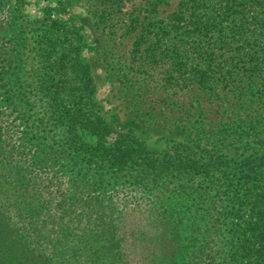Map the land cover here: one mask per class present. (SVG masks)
I'll return each instance as SVG.
<instances>
[{
  "label": "rangeland",
  "instance_id": "1",
  "mask_svg": "<svg viewBox=\"0 0 264 264\" xmlns=\"http://www.w3.org/2000/svg\"><path fill=\"white\" fill-rule=\"evenodd\" d=\"M4 1L15 34L6 31L7 39L2 42L8 57L17 54L28 74L40 69L35 43L40 33L34 30L41 25L36 22L62 20L84 37L83 55L92 79V100L96 112L111 129L131 135L160 156L172 146L182 145L203 161L219 157L236 164L245 158H264L263 8L228 19L221 18V12L212 7L197 9L213 26V39L218 34L221 40L210 60L190 51L187 69H183L171 65L170 47L176 40L167 39L159 45L151 34L162 25L161 20L168 22L166 17L179 11L180 0H162L157 7L155 0H114L113 4L108 0ZM139 33L146 38L139 39ZM18 36L22 41L17 42ZM154 47L169 50H158L156 54L160 55L154 57ZM252 61L260 65L252 69ZM29 81L24 79L25 83ZM4 91L1 87L0 111L12 131L16 129L18 133L25 127L22 119L37 123L43 117L32 95L26 104L15 107L4 101ZM27 107L32 110L22 118ZM23 144L14 158L28 159L24 171L17 169L21 163H12L10 168L0 164V264H6L5 250L10 242L25 252L27 264H116L121 260L123 264H171L164 226L156 232L144 226V217L137 215L119 224L117 214L109 215V210L101 206L106 194H90L82 189L83 183L95 178L97 172L105 175L84 155L75 166L49 162L50 172L37 184L27 185L22 180L25 172L36 174L33 167L41 166V145L48 151H62V146L68 149L69 145L53 133L52 126H46L37 137L24 139ZM164 177L161 182L176 181ZM180 180L186 183L189 178ZM200 180L205 179L198 174L193 182L201 183ZM122 186L131 193L129 184ZM144 192L136 189L130 194L137 198L136 204L146 201L148 194L144 196ZM184 198L186 195L180 193L176 199L183 202ZM95 201H100L97 209L84 210L87 203ZM209 207L200 205L197 214L207 217ZM184 208L179 216L180 230L187 228L192 214L184 212ZM198 219L203 225L204 220ZM110 224L115 226L110 229ZM157 233L159 241L155 242ZM184 237L189 235L184 232ZM190 243L187 239L185 247ZM176 262L185 264L186 260ZM219 263L224 262L218 258L216 264Z\"/></svg>",
  "mask_w": 264,
  "mask_h": 264
},
{
  "label": "trees",
  "instance_id": "2",
  "mask_svg": "<svg viewBox=\"0 0 264 264\" xmlns=\"http://www.w3.org/2000/svg\"><path fill=\"white\" fill-rule=\"evenodd\" d=\"M155 2L157 7L162 0ZM5 4L0 0V88H5L4 101L21 107L30 94L39 104L35 106L43 110V117L37 123L22 119L25 127L17 133L0 111L1 166L10 168L12 163H21L17 169L24 171L28 159L16 160L15 152L23 147L24 139L43 134L44 128L50 125L59 141L69 147L48 151L41 145L40 151L38 149L41 166L33 167L36 174L29 171L23 175L22 180L27 185L37 184L44 179L43 175H48L49 162H68L75 166L84 155L94 166L104 170L105 175L97 172L95 178L83 183L82 189L90 194H106L101 206L109 210V215L117 214L119 224L126 217L137 215L144 217V226L149 225L156 232L164 226V241L172 252L171 264H177V259L186 260L185 264H216L218 258L223 264H264V158H245L236 164L219 157L203 161L182 145L172 146L160 156L131 135L111 129L96 112L92 100V79L83 55L84 37L62 20L36 22L35 25H41L38 30L33 28L40 33L35 37L40 69H32L28 74L17 54L8 57V49L2 42L7 39L6 31L12 36L15 34L13 19L7 18ZM256 7L264 9V0H180L179 11L166 17L168 22L161 20L162 25L155 27L151 34L159 45L167 39H175L176 43L170 47L171 65L187 69L186 58L190 51L210 60L221 40L218 34L213 39L216 33L213 26L209 20L204 21L205 17L199 15L197 9L211 8L220 11L221 18L228 19L238 14L244 16ZM143 38L146 35L139 33V39ZM20 41L22 38L18 36L17 42ZM158 50L162 53L169 49L154 47V57L160 55L156 54ZM259 65L260 62L252 61L249 67L254 69ZM25 78L30 81L25 83ZM25 110L22 118L32 107ZM198 174L205 180L194 183ZM164 176L176 181L161 182ZM180 178H189V183ZM172 183L176 184L171 187ZM125 184H129L131 193L136 189L145 191L146 201L136 204L137 198L130 195L127 186H122ZM180 193L186 195L183 202L176 199ZM99 202L87 203L84 210L97 209ZM202 204L210 206L207 217L197 214ZM44 205L47 207L46 203ZM183 207H186L184 212L192 214L187 228L180 230L179 216ZM193 208L195 211L191 212ZM198 218L204 220L203 225L198 223ZM113 226L115 224H110L109 228ZM184 232L188 238L184 237ZM159 236L158 233L154 236L155 242L159 241ZM187 239L191 243L186 248ZM5 251L6 264H27L25 252L15 249L12 242ZM116 264H123L122 260Z\"/></svg>",
  "mask_w": 264,
  "mask_h": 264
}]
</instances>
